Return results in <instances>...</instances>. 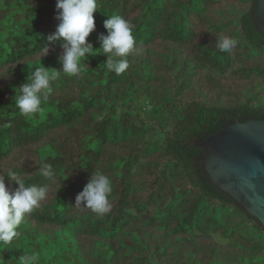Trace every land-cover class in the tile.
Instances as JSON below:
<instances>
[{
    "label": "trees",
    "instance_id": "trees-1",
    "mask_svg": "<svg viewBox=\"0 0 264 264\" xmlns=\"http://www.w3.org/2000/svg\"><path fill=\"white\" fill-rule=\"evenodd\" d=\"M255 4L98 0L87 38L94 56L80 75L61 71L43 114L26 118L19 86L35 67L61 69V41H47L59 23L56 0H0V175L11 168L50 186L19 237L0 242V264L25 254L38 264H264V227L212 182L198 146L232 124L264 120ZM112 15L134 25L136 38L120 75L98 49ZM224 36L237 41L230 52L218 49ZM43 163L55 182L40 174ZM97 171L113 189L102 216L74 206Z\"/></svg>",
    "mask_w": 264,
    "mask_h": 264
},
{
    "label": "clouds",
    "instance_id": "clouds-1",
    "mask_svg": "<svg viewBox=\"0 0 264 264\" xmlns=\"http://www.w3.org/2000/svg\"><path fill=\"white\" fill-rule=\"evenodd\" d=\"M59 21L56 30L47 36L49 45L61 41V54L58 61L60 70L42 66L35 67L28 74L26 82L19 86L15 95V104L20 114L30 118L36 114L42 115V107L48 101L52 92V83L61 78V71L71 77L83 72L82 61L88 56H94L93 49L87 38L96 27L93 13L98 10V0H56ZM103 27L107 34L98 36L102 54L106 56L105 66L109 72L117 75L124 73L129 67L127 57L136 51V38L133 35L134 25L120 15H112L104 20ZM237 45L233 38L224 36L218 42L220 51L230 52ZM50 47L44 45L41 57L49 54ZM87 54V55H86ZM96 55V54H95ZM41 60V59H40ZM40 174L50 182H55L56 172L48 163L40 167ZM15 182L17 187L9 191L4 178ZM49 184L37 186L29 184L21 175L9 168L6 175H0V242L11 244L19 237V227L26 217L41 206L49 194ZM110 178L101 171L90 176V179L75 197V207L88 209L98 216L111 211L109 196L112 193ZM39 257L35 254H25L19 264H38Z\"/></svg>",
    "mask_w": 264,
    "mask_h": 264
},
{
    "label": "water",
    "instance_id": "water-1",
    "mask_svg": "<svg viewBox=\"0 0 264 264\" xmlns=\"http://www.w3.org/2000/svg\"><path fill=\"white\" fill-rule=\"evenodd\" d=\"M254 20L264 34V0ZM198 146L212 182L264 226V120L232 124Z\"/></svg>",
    "mask_w": 264,
    "mask_h": 264
},
{
    "label": "flooded vegetation",
    "instance_id": "flooded-vegetation-1",
    "mask_svg": "<svg viewBox=\"0 0 264 264\" xmlns=\"http://www.w3.org/2000/svg\"><path fill=\"white\" fill-rule=\"evenodd\" d=\"M255 218V217H254ZM258 220V219H257ZM259 221V220H258ZM263 226V225H262ZM264 227V226H263Z\"/></svg>",
    "mask_w": 264,
    "mask_h": 264
}]
</instances>
